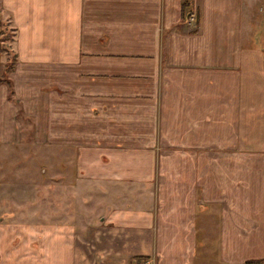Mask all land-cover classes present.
Here are the masks:
<instances>
[{
  "label": "crops",
  "instance_id": "0c3cea01",
  "mask_svg": "<svg viewBox=\"0 0 264 264\" xmlns=\"http://www.w3.org/2000/svg\"><path fill=\"white\" fill-rule=\"evenodd\" d=\"M2 16L0 264L264 261V0H0ZM43 147L40 205L8 164Z\"/></svg>",
  "mask_w": 264,
  "mask_h": 264
},
{
  "label": "rangeland",
  "instance_id": "374dc122",
  "mask_svg": "<svg viewBox=\"0 0 264 264\" xmlns=\"http://www.w3.org/2000/svg\"><path fill=\"white\" fill-rule=\"evenodd\" d=\"M2 19L4 21H3V24L0 26V30L3 32V34L1 35L0 39H4V37L8 38L12 34L10 32V27L8 28L7 25L5 24V21H7V19L3 16H2ZM11 46H12L11 43L7 40L1 43V48L4 50L5 52L4 54L6 57H8V59L13 58V52L10 49ZM25 128L27 131L26 132L27 138L30 139V136H29L30 126H27L26 124ZM19 157L22 158L19 161V164L16 165V162L14 163L11 162L10 164H8V167L12 169V171L10 170L9 172L12 173L14 171V173H12V177L14 178L13 180H15V182L14 184L11 185V188H13V192H15V190L17 189L20 192L19 194L21 195L24 192V190L31 189L30 183H37L38 187L36 186L35 188H38L39 190L38 199H39L40 205L48 204V147H43L37 150L30 149L28 154L24 156L21 155ZM29 157H33L32 162L30 164H28L27 162ZM17 166L18 168L21 169L18 177L15 175V172H16L15 168ZM25 166H26V169H25ZM31 178H33L34 180H32ZM7 179L8 178L5 177L3 180L5 181ZM20 195L16 197V199L19 200V202L30 203V201H33L34 199V197H30L27 195H24V196H20Z\"/></svg>",
  "mask_w": 264,
  "mask_h": 264
},
{
  "label": "trees",
  "instance_id": "16d2710c",
  "mask_svg": "<svg viewBox=\"0 0 264 264\" xmlns=\"http://www.w3.org/2000/svg\"><path fill=\"white\" fill-rule=\"evenodd\" d=\"M3 19L0 17V26L3 24ZM5 24L7 25V27L9 28V23L7 21H5ZM10 32L12 33L11 36H9L8 38L7 37H4V39H0V52L1 53H5L4 50L1 48V43H3L5 40L9 41L12 45L13 43V40H14V35H15V32H14V29L10 27ZM3 34V32L0 30V37L1 35ZM13 46H11V51L13 52V58L12 59H8V57H6V60H5V64H4V70H3V73H2V76H3V79L1 80H5V82L9 85L8 87L10 88L11 86V82L8 80L7 78V75L8 73L12 70L13 66H14V63L15 61H17V56H16V53L14 52V50L12 49ZM10 97L12 96V91H11V88H10ZM264 261L263 260H260V261H255L253 262V264H263Z\"/></svg>",
  "mask_w": 264,
  "mask_h": 264
},
{
  "label": "built area",
  "instance_id": "2783aa9c",
  "mask_svg": "<svg viewBox=\"0 0 264 264\" xmlns=\"http://www.w3.org/2000/svg\"><path fill=\"white\" fill-rule=\"evenodd\" d=\"M141 264H154V260L147 258L144 261H142Z\"/></svg>",
  "mask_w": 264,
  "mask_h": 264
}]
</instances>
